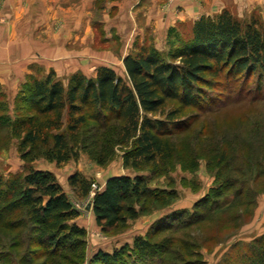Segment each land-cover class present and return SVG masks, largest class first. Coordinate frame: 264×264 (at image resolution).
<instances>
[{
  "label": "rangeland",
  "instance_id": "374dc122",
  "mask_svg": "<svg viewBox=\"0 0 264 264\" xmlns=\"http://www.w3.org/2000/svg\"><path fill=\"white\" fill-rule=\"evenodd\" d=\"M226 1L225 8L238 19L249 21L255 18L264 27V0ZM193 21L175 22L167 32L156 34L155 45L145 46L165 55L185 41ZM159 27L157 25L158 31ZM135 50L136 46L126 50L125 54ZM113 66V70L126 79L122 60ZM29 69L26 82L20 85L13 99L5 100L0 93V175L14 180V175L22 174L27 166L49 169L72 205L83 214L81 219L74 221L86 233L77 239L75 247L66 249L61 246L55 255H51L26 247L21 238L24 228L9 231L0 227V237H3L0 239V264H93V255L98 250L112 252L122 246H125V264H162L159 256L151 258L148 254L134 252L133 238L144 236L166 220L171 212L181 209L184 211L183 225L162 228L149 237L151 242L164 244L160 253L163 264H247L249 260L250 264H256L251 254L258 248L264 249V176L257 185H250L248 181L243 185H221L228 173L231 174L230 168L222 163L229 162L236 154L250 155V135L264 120V86L256 99L237 100L244 92L248 95L256 93V76H251L247 82L243 76L234 81L224 79L217 82L208 92L209 99L193 106L167 100L162 112L175 109L182 112L174 120L177 127L166 136L171 148L169 157L157 158L153 163L141 162L138 168H132L123 166L122 157L133 148V142H120L118 123L113 119L98 130L92 126L94 122L88 121L87 126L76 134H70L67 133L64 112L59 129L49 128L46 132L65 134L67 147L74 152L66 161L56 162L45 157L44 152L52 145L50 139L47 143L22 144L21 136L29 127V119L42 118L34 115L22 99L28 78H42L52 72L65 84L71 75L60 77L53 70L46 72L31 65ZM164 113L155 117L162 119ZM222 154L225 162H219ZM231 160L240 161L239 158ZM111 173H138L153 191L135 203L139 210L136 218L102 232L84 214L92 192L84 197L78 195L70 187L68 178L78 174L90 179L99 190L102 180ZM217 189L221 190V196L214 199L209 194ZM202 197L207 198L203 201ZM194 204L198 205L196 209ZM79 220L84 226L77 222Z\"/></svg>",
  "mask_w": 264,
  "mask_h": 264
},
{
  "label": "trees",
  "instance_id": "16d2710c",
  "mask_svg": "<svg viewBox=\"0 0 264 264\" xmlns=\"http://www.w3.org/2000/svg\"><path fill=\"white\" fill-rule=\"evenodd\" d=\"M122 63L126 79L104 65L98 66L93 76L74 72L65 84L52 72L42 78H28L22 99L34 115L42 118L29 119L21 143L34 145L38 141L47 143L50 139L52 145L44 152L45 157L56 162L66 161L74 152L67 147L65 134L46 132L49 128L59 129L65 112L67 133L70 134H76L87 126L88 121L94 122L92 126L98 130L105 128L112 119L116 120L120 142H133V148L122 157L124 167L138 168L141 162L166 159L171 149L166 136L177 127L174 120L182 115L176 109L162 112L167 100L193 106L209 99L208 92L215 83L224 79L234 81L239 76L246 82L256 76V93L248 95L244 92L237 100H253L261 93L264 86V27L255 18L242 21L223 8L214 16L202 15L195 19L185 41L165 55L155 48L136 44L135 52L126 54ZM163 113L162 119L155 117ZM250 141V155L233 156L240 161H232L234 158L231 157L227 163L222 154L219 162L224 161L222 166H228L231 174L228 173L221 185H243L247 181L257 185L264 176L263 119L250 135ZM15 175L14 180L0 175V227L9 231L24 228L23 243L40 254L55 255L61 246L75 247L77 239L83 237L86 230L74 221L79 210L69 201L55 176L32 166ZM231 175L234 176L231 178ZM68 182L83 197L91 189L92 181L78 174L70 176ZM152 191L138 173L108 177L90 201L100 231H111L127 219L136 218L139 210L135 203ZM220 191L214 190L209 195L217 199L221 196ZM197 206L194 204L195 209ZM183 216V209L171 212L166 220L144 236H135L132 250L151 258L159 256L163 264L160 253L164 244L151 242L150 234L183 225ZM124 248L112 252L98 250L93 255V264H125ZM251 255L256 264H264L263 248Z\"/></svg>",
  "mask_w": 264,
  "mask_h": 264
},
{
  "label": "crops",
  "instance_id": "0c3cea01",
  "mask_svg": "<svg viewBox=\"0 0 264 264\" xmlns=\"http://www.w3.org/2000/svg\"><path fill=\"white\" fill-rule=\"evenodd\" d=\"M226 2L0 0V93L5 100L13 99L26 82L30 65L60 77L74 72L93 76L101 65L113 69L136 44L155 45L156 34L167 32L175 22L214 16ZM114 175L119 174L111 173L101 183ZM85 209L98 227L91 206ZM82 216L79 211L75 219Z\"/></svg>",
  "mask_w": 264,
  "mask_h": 264
},
{
  "label": "built area",
  "instance_id": "2783aa9c",
  "mask_svg": "<svg viewBox=\"0 0 264 264\" xmlns=\"http://www.w3.org/2000/svg\"><path fill=\"white\" fill-rule=\"evenodd\" d=\"M94 190H95V191L98 190V187L96 186L95 183H92V184H91V190H90V193L92 192V195L94 194Z\"/></svg>",
  "mask_w": 264,
  "mask_h": 264
},
{
  "label": "water",
  "instance_id": "95a60500",
  "mask_svg": "<svg viewBox=\"0 0 264 264\" xmlns=\"http://www.w3.org/2000/svg\"><path fill=\"white\" fill-rule=\"evenodd\" d=\"M90 206V203L86 205V208H88Z\"/></svg>",
  "mask_w": 264,
  "mask_h": 264
}]
</instances>
